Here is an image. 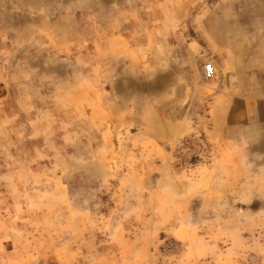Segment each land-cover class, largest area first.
<instances>
[{
	"label": "rangeland",
	"instance_id": "374dc122",
	"mask_svg": "<svg viewBox=\"0 0 264 264\" xmlns=\"http://www.w3.org/2000/svg\"><path fill=\"white\" fill-rule=\"evenodd\" d=\"M0 264H264V0H0Z\"/></svg>",
	"mask_w": 264,
	"mask_h": 264
},
{
	"label": "built area",
	"instance_id": "2783aa9c",
	"mask_svg": "<svg viewBox=\"0 0 264 264\" xmlns=\"http://www.w3.org/2000/svg\"><path fill=\"white\" fill-rule=\"evenodd\" d=\"M215 76V67L212 64H206L204 66V79L206 81H211Z\"/></svg>",
	"mask_w": 264,
	"mask_h": 264
}]
</instances>
